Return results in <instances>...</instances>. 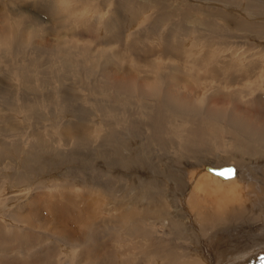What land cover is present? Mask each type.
<instances>
[{
  "label": "rangeland",
  "instance_id": "374dc122",
  "mask_svg": "<svg viewBox=\"0 0 264 264\" xmlns=\"http://www.w3.org/2000/svg\"><path fill=\"white\" fill-rule=\"evenodd\" d=\"M8 1L10 2L12 1V4L16 5L18 0H0V15H1L0 17H2L1 22H5V24L6 22L7 23L10 22V20L14 18H17V20L24 22L23 21L24 18H25L24 20H28L29 18H33V17L35 18L37 17L38 21L45 22L46 18L48 19L47 13L51 12V10H44L43 8L41 9L40 8L41 6L40 7L36 6V8L34 6H33L34 8H27L25 6L27 8V10H25L23 9V6H22V5H25L22 3L23 0H19L20 4H18L16 7L12 5L10 8H7L5 3H7ZM50 1L52 2V0H47L46 2L47 6L52 5ZM53 1H54L53 5H56V7L60 9V11L63 8V6L61 7V5H64L63 4L64 2L66 3L65 5L71 6L72 9L70 13H65L66 11L62 12L59 15L61 19L57 20L56 22L55 21L48 22V23H45V25L42 24L40 25V28L39 26H36L38 35L33 38V41L36 42V40H40L39 38H41L42 43L44 44L51 43L50 44L51 47L42 45L41 50L39 48L40 46L38 47L39 49L37 48L36 50L33 48L31 49L22 48L20 50L21 53H16V54H12L9 49L8 51L7 49L3 50L0 48V167H3V168H0V171H1L0 173V230H1L0 231V238H1L0 239L1 241L0 242V261L1 262L0 264H7L8 261L11 259L13 261H16L18 259L17 260L18 263L19 262L21 263L30 262L29 264H33V263L34 264H61V263L62 264H93V263L94 264H148V262L151 261L150 256L149 258H147L148 260L146 259L147 262H145V260H143L142 257L145 252L147 253L149 251H151L150 252L152 253L151 255L155 253V259H153V261L157 263L158 259L156 258H158V256H156V254H160L162 251L161 240H159L158 238V240L154 239L153 241L150 240L147 242L143 239L142 241L144 242L142 241L135 242L132 235L124 231L126 228H128L131 225L128 226L127 223H124L120 227L119 223L116 222V221L119 222L120 211L118 210V208L122 205V201L119 198H121V196H123L124 194H125L124 195V198H125V196L128 195L129 192H130L129 195L133 193L131 196L134 197L135 194H137L136 192L134 193V191H137V192L141 191V193L145 195L144 194L145 192L143 191L144 189L147 190L148 187L155 184V182L160 183L161 181H165L166 183L165 188L162 190V195L167 193L165 189L166 187H168L167 185H169L170 181L172 182L173 180L175 183L174 184L175 187H177L176 192L178 191L177 193H179L181 192V189L183 188V183L185 182L184 184H186V181H187L186 179L189 178V173H191L192 171L196 172L197 169L199 168V165L190 166V168H187L189 169V171L187 170L188 171V173H186L187 175H185L182 172L180 173L178 172L180 169L186 172L185 161L183 158H180V153H179L180 149L177 148L178 147L177 142L178 141L181 142V139L183 137V135L180 134L183 132L181 131L182 130L181 127L179 128V131H175V136L172 133L170 134V136L163 134L165 137H168V138L172 137L173 140H177V142H175L176 144L171 143V142L168 143L166 150H165L162 148V146L159 148V147H156L155 143L154 144L149 143V147L152 149V152H155V153L151 154L152 156H150V158H148V160L146 161L141 157V159L139 160L142 162H139V163L135 162L134 161L135 156L136 155L137 157L139 155L142 156L145 154V152H144V148L141 147V144L134 143L133 140L134 139L136 140V138H140V139L145 138V142H147L146 136L150 134L149 130H152L151 127L149 126V118L151 116V113L147 110L145 113V116H143L142 118V127L146 130L149 129L147 132L143 129V132L145 134H142L141 136H139L142 132L140 129L136 128L132 131V129L129 126H124L123 128L127 130L130 129L129 131L131 132V134L135 135L136 137H134V139L131 138V136H127V135H125L126 138L117 137L116 131L120 130L122 124L124 123L130 124L132 122V118L138 114L137 107L135 106L137 95L134 94L133 96V95H130L129 93H126L128 101H126V103H122L121 96L123 92L119 93L118 88H116L115 91L114 89H112L113 90L112 91L111 87L109 88L110 85L105 84L107 83L105 82L107 81V79L102 74L103 65H105L108 69L109 68L108 66L111 67V64L107 63L108 64L107 66L105 64V61H103L104 60L103 56L99 57L100 60H98L99 59L98 58L97 61L96 60L94 61V59L87 60L86 55L91 50H94L97 47H98L97 49L100 48L99 50L102 49V51L104 50L105 52L107 51L110 53H112L111 52L112 50L110 49L118 48L122 52V57H121L122 61H125L126 59L130 58V55H131L130 53H132V51L136 49L137 46L140 49L141 45H143V44H139L138 43L139 41L144 40L146 42L149 39V40L154 41V43L151 45L152 50L154 48L155 51H160L161 47L159 46V43L164 42L166 47L171 48L170 50H172L173 52V53H169L166 57L172 58L174 60H179V62L182 63L183 59H178V55L174 54V53H177V51L175 50L176 47L184 46L187 49L189 44L193 43V40L195 41L196 38H198L197 36L199 35H200L199 38H203V39L208 36V39L212 40V42H210L211 46L214 47L216 42L219 43L225 40V37H226L224 36L225 33L230 35V38L227 40L237 41L231 36L232 33L233 34L237 33V34H240V36H243L244 39L248 40L247 47H249L250 45L255 46V44L264 47V39L259 38L260 36L259 31L257 32L254 31L256 30L254 29L255 26L251 25L247 27V24L249 21L250 23L255 21V22H258L259 24L260 23L264 24V7H261L260 11H258L257 8L254 10L253 8L249 9L250 6L249 7L247 6L246 0H236V2L234 0L233 1L227 0L224 2V3H227L226 6H223L220 4L217 5L216 3L215 4L208 3V2L203 3L202 2L203 0H164L163 2L164 5H162V3L159 2V1L162 2V0H157L158 3L155 2L156 0H152L155 3H153L151 0L150 1L149 0H81L80 1L79 0L77 2L75 0H53ZM205 1H212V0H205ZM213 1L223 2L224 0H213ZM233 3H234V6H233ZM154 5L157 9L153 7ZM196 5L199 7H197ZM122 6H125V7L123 8ZM162 7L164 8L166 7V10ZM207 7L210 10H212V12L215 10L214 12L220 11V13L223 12L226 14L227 13L232 14V16L234 17L238 16L239 18H242L241 21H239L241 23H238V22L235 23L233 21L230 23L218 17H215V18L213 17V19H211L210 21V19L208 18V21L212 22V24L210 26L209 33L206 35L205 33H207V31L202 29L203 27L200 30H198V29H195V26L196 24H198L197 22L198 19H201V17L204 16L207 10L209 11ZM17 8L25 12H19L17 11ZM129 8L132 11H130ZM122 9L124 10L122 11ZM163 9L165 11H163ZM4 10L6 11L4 12ZM32 10H36V11H32ZM253 11L254 12L258 11V14L255 15L254 17H252V14H251L253 13ZM168 12L174 14L173 18H171V20L170 19L168 20L169 23H167L168 21L164 19V16H162L164 13L166 14ZM94 15H96V18L98 17L100 18L96 19ZM131 16L132 17L134 16V17L132 18ZM157 17L161 19L157 21ZM105 20H106L107 25L105 23ZM1 22H0V25H1ZM110 22L114 23V25L110 24ZM175 23H179V24L181 23L180 26L178 27L180 28L182 26L183 30H181L180 32L176 31L173 27ZM205 23H208V22H205ZM105 25L109 28H106ZM41 26H44L45 29H43L44 27L42 28ZM128 26H129V29L127 28ZM170 27L172 29H170ZM126 28L129 31L126 30ZM136 28H137V31H136ZM190 28L191 30L193 29L194 31L189 30ZM212 28H213V31L211 30ZM41 29H43V33ZM131 29L133 31H131ZM124 30H126L127 32L131 34L128 33L129 35H127V32H125ZM203 30H204V34H203ZM247 30L252 31L253 33L257 35L255 36L251 35L253 37L246 36ZM132 32H134L133 34L135 33L136 34L133 35ZM145 34H147V36ZM131 35H133L134 37ZM136 36H138L139 38H137ZM182 37H185L187 42L182 40L181 39ZM166 38H168V40ZM94 40H97L98 45L96 44V41L94 42ZM56 41L57 42L64 41L65 48L68 47L67 50L69 51L70 54H72L73 59L74 60L76 59V60L74 61L70 54L66 55L62 51L58 52L56 50L57 52H54L55 51L53 50L55 49L54 43ZM83 41L90 46V49H89V46L85 45V43L83 44ZM99 42L102 44H100ZM149 42L145 45V47H149ZM184 42L186 43L182 45ZM123 44L125 45L123 46ZM233 45L234 44L232 43L225 44V46H227V49H235L237 46H239V45H235V48H233ZM243 45L244 44H242V46ZM78 46H80V48ZM81 46H84L83 49L81 48ZM85 47L86 48L88 47L87 50ZM126 47L127 48L129 47V48L127 49ZM48 48H49L48 54L44 52L47 54V55L46 54L44 55L42 51H48ZM69 48L72 50V53L70 52L71 50H69ZM222 48L224 49L225 47L222 46ZM80 49L82 50L85 49L86 51L85 50L84 51L86 53L84 54L83 51ZM148 49L150 50V48ZM102 51H99V52H102ZM249 52H251V50ZM65 53H67V51ZM71 59L72 61H70ZM159 59L160 58L158 57V60ZM69 61L72 64L70 66L68 65V63L70 64ZM75 62H78V64ZM15 68L17 69L15 70ZM28 68L32 69V72H30L31 69L30 71H28V74L30 72V75H29L30 78H27L28 74H25L27 73L26 69ZM23 70H25L26 72L25 71L23 72ZM20 73H22V75ZM32 73L34 75H32ZM62 81H64L65 82L64 84L66 85L63 86ZM68 85L72 86V89L74 87L73 89L75 91L74 94H77V92L78 94H80V95H77L79 99L77 98V96L75 97H76V101L79 100L78 102L82 103L80 104L82 105V108L81 106L80 107L74 106L75 104H77V102H72V106L74 107L75 114H77L76 117L74 115L71 116L70 112L73 113V111L71 109H68L69 107L68 104L64 103V101H67V102L75 101L74 96L72 94H69L70 96L66 95L65 98H62L60 95L63 91L62 88ZM59 90H62V91L60 92ZM71 92L72 91H70V93ZM213 95H214V98L216 97L218 98L220 96L218 93H213ZM83 97L85 98L84 100H83ZM134 99H135V102L133 103ZM208 101H209V98L207 99V102ZM100 105L104 107V108L102 107L103 109L101 108V110H100V107H101ZM150 106L151 108L153 107L152 105ZM181 109L183 108H178V110H181ZM111 111L113 112V114ZM67 112L70 114H68ZM183 115L184 114H182L181 116L167 114V119L168 120H173L176 118L183 119L182 117ZM111 118L114 120L113 123L116 125V129H115L116 131L107 135L108 131H110L111 129L105 126L106 125L105 120H108V119L111 120ZM77 123L79 125L76 126ZM65 125L70 126V127L75 126L76 127L75 130L77 131V133L80 136L81 135L86 136L87 137L86 140H83L81 142V141L75 140L74 136H68V137L65 136L63 132V128H62ZM16 128H18L19 131ZM89 134H92V136L91 135L89 136ZM96 136L97 138H95ZM113 136H116V137H115V142L112 144L110 139ZM38 138L39 139L42 138L40 143L37 142ZM117 138L124 141V145H127V147L130 148V149H127L128 153L130 154V158L128 161L129 165H131L133 168L136 165L141 167V168H138L136 171L137 176H136L135 183L129 186L131 191L129 189L128 190L126 189V191H123V193L121 194H118L117 187L119 186V182H121L122 180L119 181L118 179H124V178L118 176V174L116 173L110 172L109 171L110 167L108 166L110 163L112 168L119 170V167L121 165H124V159H123V162L119 164L120 159L116 158L121 150V147L118 146ZM129 141H131V146L127 144ZM109 144H111L109 152H111V155L113 156V158L114 159L116 158L117 160H112L109 157L107 153ZM134 148L136 149V151L133 150ZM162 150L167 153L165 154L166 158L164 157V159H161L159 156L157 158V155L161 154V153H157V151L162 152ZM28 154H31L32 156L29 157ZM239 154L242 155V153H235V150L230 152L228 148H223L222 151L218 149L214 153V155H216L217 157L212 156L211 162L212 164H215L216 167L226 165V164H233L237 167V172H240L241 168L239 170V167H238L239 165L238 155ZM125 155H126V148L124 150V156ZM249 156L252 158L253 155L251 154ZM152 159H153V162L151 163L152 171H156L158 175H156L155 172H152L151 173L152 175H150L148 171L144 170L145 164L143 162L149 163L152 161ZM190 163L192 164L193 162H190ZM1 164H4V165H1ZM133 168L129 169L130 173ZM246 170L247 172L249 171L248 173L251 172L253 174L252 167H249ZM138 172L140 173L144 172V175H140ZM161 172L162 173L164 172V173L162 174ZM102 174H104L105 176ZM176 175L179 177H177ZM155 177H157L158 179ZM66 182L70 185H66L67 184ZM178 182H182V183H178ZM22 183L23 184L25 183L27 185L29 184L31 187V190L28 193H26V196H25V193L22 194L23 196L20 195L19 199L15 201L12 205H10L12 209L10 208V206L7 207L6 206L7 202L3 203L1 200V196L9 192H12L10 188L16 189L17 185L22 184ZM116 183H117V186H116ZM8 184L9 185L11 184L9 189H7ZM108 185L112 186L111 194L107 193ZM58 186H60L61 188ZM66 189H69L74 193L73 199H74V202H76L75 204H77V205L71 206V212L72 211L74 212V215H73V212L71 215L79 216L80 218H82V220L80 219L77 222L74 220L72 222L69 232L64 233L65 235L63 234V232L59 233L60 231H58L57 229V226L60 225L59 217L53 212L52 213L48 212L49 210L48 211L45 210L47 213L40 212L39 213L40 216L37 217L38 219L33 220V222L26 221L27 218H25L24 215L29 214L28 208L32 207L31 200H35V198L38 197V194H41V196H44V198L49 199V201H51L52 203L54 202L62 203L63 202L64 204L61 206V211L65 210L64 208L68 206L67 202H68V198L70 194L65 192V195H66L65 199L67 198L66 199L67 201H66L61 191L66 190ZM8 190L10 191L8 192ZM49 191L51 193L48 194ZM74 191H76L77 193ZM52 192L53 193L56 192V194H53ZM47 194H48V197H47ZM50 194H53L52 197L55 198V200H50L52 198ZM150 194H146V195H150ZM136 196L138 200L134 199L133 201L137 202L139 201V199L142 201H145L148 199V198L143 199L138 194ZM61 198L62 200H60ZM78 198L79 200H77ZM260 198L262 199L258 198L256 199V201H261V203H263V196H261ZM70 199L72 198L70 197ZM175 200H177V197L175 198ZM175 200H174L175 205L177 203L178 204L180 203L179 200H177L178 202ZM254 201L255 199L253 200V204H254ZM42 204L43 202L41 203V205ZM179 205L180 206H175V208L179 207L175 213H179L180 215L184 216L183 218H181L182 221L190 219V218L192 219L194 218L192 213L188 211L189 208L184 207L181 204ZM35 207L33 209H36ZM170 208L172 209V207H170L169 205V207H167L169 211L166 212V215L162 214L159 216V218H161L160 220L166 221L165 225H161L158 222H155L156 220L154 219H151V221H148L149 215L147 213V210H145L144 208L141 211L140 208H136L137 212L139 211L140 212L139 214L142 216L141 224L143 223L148 224V227L146 225H142L144 226L142 228H147L149 232H155V233L159 232L157 229L162 230V231L165 229L164 231L168 230L171 232L173 230L172 222H175V220H171L173 210H170ZM258 208H256L258 212L260 211L263 215L262 214L260 215V213H258L255 210L258 213L256 214L257 216L256 219L259 218L258 222L263 223L264 222L263 221L264 220V205H258ZM74 209H76L77 211ZM184 211H186V213ZM96 212L98 213V215L96 214ZM143 213L147 215L145 216ZM116 214H117V217H116ZM258 215L260 216L258 217ZM243 216L246 217V215H243ZM185 217H188V218L186 219ZM62 218L63 216H61L60 222ZM178 222H179V218H178ZM239 222L240 221H236L233 219L231 221V225L237 224V227H238L240 225L238 224ZM28 225H30V227ZM32 225L34 227H32ZM193 225H194L193 228L197 226L195 225V222L193 223ZM222 225L225 226L226 223L221 224L219 226L221 227ZM219 226L218 227L216 226V228H220ZM229 226L230 225H228V227ZM122 227H123V230H122ZM194 229L192 230L193 236H194V238L192 239H195L194 243H197V242L200 243L199 235L202 233L198 232L199 231L198 228H194ZM174 230L177 231L178 229H174ZM237 230L239 231L240 229H236L233 231V228H232L229 232H226V236H228L227 235L228 233L230 235L233 232L234 233L237 232ZM184 232H185L184 230L180 232V235L182 237H186L184 235L185 234ZM125 233L128 235H125ZM173 234H174V237L176 236V238L179 237L178 239L183 240L181 236L176 235L175 231H173ZM121 235L123 238L121 237ZM123 235L127 237L125 238ZM127 239H129V242L131 243H127ZM118 240H119V243L116 242ZM182 245L183 247L186 248L187 245L190 246L192 245V243L186 242V245L185 244H182ZM168 246H169V243H168ZM19 248L20 250H18ZM208 249L209 248H207L206 251H208ZM129 251L133 252L132 258L131 256L130 257L127 256L129 255ZM195 251H197L195 255H193L192 253L187 254L184 260L168 262V259H166L167 261L164 260L165 262L163 263V259H161L162 263L160 264H178V263L188 264L191 261H193L192 262L193 264L196 261L200 262V264H206V260L204 258L206 252L204 254H199L198 247L195 249ZM229 251L230 250L223 251V254L224 252L226 254L230 253ZM115 252L118 253V254L116 253V257H115ZM120 252L125 253L122 256L126 255L127 257L124 258L120 256ZM260 252H257V251L253 252V254L251 253L250 256H247L248 258L245 257V259L243 260L240 259L238 263L236 264H262V258H264V253L259 255ZM91 256H93L94 258ZM221 256L218 259L216 258L215 254L214 255L212 254V257L209 256V260L212 262V264H233L234 263V262H229V260H231L230 257L228 256L223 257L224 255L222 257ZM115 259H116V262H115Z\"/></svg>",
  "mask_w": 264,
  "mask_h": 264
},
{
  "label": "bare ground",
  "instance_id": "6f19581e",
  "mask_svg": "<svg viewBox=\"0 0 264 264\" xmlns=\"http://www.w3.org/2000/svg\"><path fill=\"white\" fill-rule=\"evenodd\" d=\"M75 1L77 2L79 0H75ZM225 1H227V0H224L223 2L213 1V0L212 1L203 0L202 2L203 3L208 2V3H214V4L216 3L217 5L220 4V5L226 6L227 3H224ZM229 1H233V0H229ZM234 1L236 2V0H234ZM246 1H247L246 2L247 6L248 7L250 6L249 9L253 8V10H254L257 8L258 11H260V8L264 7V0H246ZM46 2H47V0H23L22 1V3L25 4V5H22L23 9H25V10H27V8H34V7L36 8V6H39V7L41 6L40 8L41 9L43 8L44 10H51V12L48 11L49 12V13H47L48 19L46 18L45 22L38 21L37 17L36 18L33 17V18H29L28 20H24L25 19L24 18L23 19L24 22L17 20V18H14V19L10 20V22H8V23L6 22V24H5V22H1L2 17H0V22H1V25H0V48L1 49H3V50L9 49L12 54H16V53H21L20 50L22 48L23 49L33 48L36 50L40 46L39 48L41 50L42 45H46V46L51 47L50 46L51 43L50 44L49 43H46V44L42 43L41 38H39L40 40H36V42L33 41V38L38 35L36 26H39V28H40V25H42V24L45 25V23L54 22V21L56 22L57 20H60L61 17L59 15L65 11H66L65 13H70L72 7L69 5H65L66 3L64 2L63 3L64 5H61V7L63 6V8L60 11V9L58 7H56V5H53V2H54L53 0H52V2L50 1V3L52 4L50 6H47ZM155 2H157V0ZM155 2H153V3H155ZM159 2L162 3V5H164L163 4L164 0H162V2L161 1H159ZM200 3H201V1H200ZM5 4H6L7 8H10L12 5L16 7L20 3L18 0L16 5L12 4V1L11 2L8 1ZM155 5L153 7H155ZM233 6H234V3H233ZM122 7L124 8L125 6H122ZM197 7H199V6H197ZM208 7H210V6H208ZM162 8H164V7H162ZM131 9H130V11H132ZM164 9L166 10V7ZM164 9H163V11H165ZM123 10L124 9H122V11ZM5 11L6 10H4V12ZM17 11L25 12V11L18 9V8H17ZM32 11H36V10H32ZM77 11H75V12H77ZM140 11H141V9H140ZM214 11L212 12V10H210V9H209V11L207 10V12H205L204 16H202L201 19H198V21H197L198 24H196L195 29L200 30L203 27L202 29L207 31V33H205L207 35L210 31V26L212 24V22L208 21V18L211 21V19H213V17L214 18L215 17L221 18L222 20H226L230 23L232 21L235 23L236 22L241 23L239 21H241L242 18H239L238 16L234 17V16H232V14H229V13L226 14L223 12L220 13V11H217V12H214ZM258 11L257 12L253 11V13H251L252 17L257 15ZM44 15H45V13H44ZM160 15H162V14H160ZM173 15H174L173 13L168 12L166 14L164 13L162 16H164V19L168 21L169 19L171 20V18H173ZM41 16H43V15H41ZM94 16L96 18V15H94ZM136 16H137V14H136ZM148 16H149V14H148ZM162 16H161V18H162ZM99 18L100 17H98L96 19H99ZM161 18L157 17V21ZM152 22H153V20H152ZM205 22H208V23H205ZM105 23H106V20H105ZM155 23H156V21H155ZM167 23H169V21ZM110 24L114 25V23H111V22H110ZM180 24L175 23L173 25L174 29L178 32L183 30L182 26L180 28L178 27V26H180ZM106 25H107V23H106ZM251 25L255 26V27L253 26L254 29H256L254 31H256V32L259 31V35H260L259 38L264 39V35H262V34H264V30H263L264 24L263 23L259 24L258 22H255V21L250 23V21H249L247 24V27H249ZM41 27L43 28L44 26H41ZM53 28H54V26H53ZM106 28H109V27L106 26ZM127 28L129 29V26ZM127 28H126V30H128ZM137 28H136V31H137ZM191 28L189 30H191ZM43 29H45V27ZM43 29H41L42 33H43ZM170 29H172V28L170 27ZM126 30H124V31L127 32ZM204 30H203V34H204ZM211 30L213 31V28ZM131 31H133V30L131 29ZM191 31H194V30L192 29ZM149 32H150V30H149ZM239 32H241V31H239ZM128 33L129 32H127V35L131 34V33H129V34ZM133 33L134 32H132V34ZM92 34H94V33H92ZM95 34H96V32H95ZM135 34H133V35H135ZM170 34H171V32H170ZM133 35H131V36H133ZM145 35L147 36V34H145ZM176 35H178V34H176ZM251 35L255 36L257 34L253 33L252 31L247 30L246 36L253 37ZM173 36H174V34H173ZM224 36H226L225 40H223L222 42H219V43L216 42L214 47L211 46L210 42H212V40L211 39L209 40L208 36L207 37L205 36L206 38L203 39V38H199L200 35L197 36L198 38H196L195 41L193 40V43L189 44L187 49L184 46H181V44H180L181 47H176L175 50L177 51V53H174V54L178 55V59H183L182 63H180L179 60H174L172 58L166 57L169 53H173V52H172V50H170L171 48L166 47L164 42L159 43V46L161 47L160 51H155L154 48H153V50H154L153 51L151 48V45L154 43V41L149 40V39L146 42L144 40L139 41L138 43L143 44V45H141L140 49L137 46L136 49H134L132 51V53H130L131 54L130 58L126 59L125 61H122V59H121L122 52L118 48L117 49H110V50H112L111 51L112 53H110L107 51L105 52L104 50H103L104 51L103 52L102 49L99 50L100 48L97 49L98 48L97 47L96 49L91 50L86 55L87 60L94 59V61L95 60L97 61V59L99 57L103 56L104 57L103 61H105V64L107 66H108L107 63L111 64V67L108 66L109 70L107 69V67L105 65H103L102 74L107 79V81H105L107 83H105V84H109L110 85L109 88L111 87V90L114 89V91H115L116 88H118L119 93L123 92L122 96H121L122 103H126V101H128L126 93H129L130 95H133V96H134V94L137 95L135 106L137 107L138 114L132 118V122L130 124H127V123L122 124L120 130L116 131L115 130L116 125L113 123L114 120L112 118H111V120H109V119L105 120L106 121V122L104 121L106 123L105 126H107L108 128L111 129L110 131H108L107 135L116 131L117 137L126 138L125 135H127V136H131V138L134 139V137H136V136L131 134V132L129 131L130 129L127 130V129L123 128L124 126H129L132 129V131L136 128L140 129L142 132L140 131L141 134L139 136H141L142 134H145L143 132L144 128L142 127V118H143V116H145V113L148 110L151 113V116L149 118V126L151 127L152 130L148 129L150 131V134L148 136H146L147 142H145V138H143V139L136 138V140L135 139L133 140L134 143H140L141 147L144 148V152H145V154L142 156L139 155L137 157V155H136L134 158V161L138 162V163L142 162L139 160V159H141V157L146 161V160H148V158H150V156H152L151 154L155 153V152H152V149L149 147V143H151V144L155 143L156 147L160 148L162 146V148L166 150L168 143H170V142L175 143V142H177V140H173L172 137H170V138L165 137L163 134L170 136V134L172 133L175 136V131H179V128L181 127L182 128L181 131H183V132L180 134L183 135V137H182V139L180 138L181 142L180 141L177 142L178 143L177 148L180 149L179 150L180 158H183L185 161L186 172L182 171L181 169L178 172L179 173L182 172L185 175H187L186 173H188V171H189V169H187V168H190V166L199 165V168H201V169L198 168L196 172L192 171L191 173H189V178L186 179L187 180L186 184H184L185 182L183 183V188L181 187L182 189H181V192H179V193H177L178 191L176 192L177 187H175V185H174L175 184L174 180L171 182L169 179L170 183H169V185H167L168 187H166V189H165L167 193H165L163 195H162V190L166 186L165 181H161L160 183L155 182V184L152 183L153 185L148 187L147 190H145V189L143 190L145 192L144 193L145 195H143L141 193V191H138V192L134 191V193L136 192L139 196H141V198H143V199L148 198L145 201H142L140 199L137 202L133 201L134 199L138 200V198L136 196L137 194H135V196L132 197L131 195L133 193L131 195H129L130 194L129 191H128L129 192L128 195H126L125 198H124L125 194L123 196H121V198H119L122 201V205L118 208V210L120 211L119 222L116 221L117 223H119V226L121 227L124 223H127L128 226L131 225L128 228H126L124 231L129 233L130 235H132L135 242L142 241L143 239L148 242L150 240L153 241L154 239L158 240V238L162 242V246L160 245L162 248V251L160 254H156V256H158V258H156V259H158L157 263L155 261H153V259H155V253L153 255H151L152 253H150L151 251H149V252H147V253L145 252L143 254L142 259L145 260V262H147V260H148L147 258H149V256H150L151 261L148 262V264H150V263L160 264V263H162L161 259H163V263L165 261H167L166 259H168V262H172V261L175 262V261L184 260L186 258L187 254L192 253L193 255H195L197 253V251H195V249L197 247H198V253L199 254H204L206 252V254L204 256V258L206 260V264H212V262L209 260V256L212 257V254L213 255L215 254L216 258L219 259L220 256L223 254V251H228V250H230L229 251L230 253L226 254L224 252V254H223L224 256L223 255L222 256L223 257H226V256L230 257L231 260H229V262H234L233 264L238 263V261L240 259L243 260V259H245V257L248 258L247 256H250V254L251 253L253 254V252H256V251L260 252L261 251L259 253V255L264 253V222L259 223L258 222L259 218L256 219L257 218L256 214H258V213H260V215L262 214L260 211L258 212V210L256 208H258V205H264V47L256 45V44H255V46H252L249 44L250 46L247 47V41L248 40L244 39L243 36H240V34H237V33L231 34V36L234 39H236L237 41L227 40L230 38L229 34L225 33ZM136 37L139 38L138 36H136ZM176 37H178V36H176ZM166 39L168 40V38H166ZM181 39L186 41L185 37H182ZM257 40H259V39H257ZM69 41H70V39H69ZM95 41H96V44L98 45L97 40H94V42ZM148 42H149V47H145V45ZM186 42H184L182 45H184ZM84 43L85 42L83 41V44ZM227 43L234 44L233 48H235V45H239V46H237L235 49H227V46H225V44H227ZM100 44H102V43H100ZM178 44H179V42H178ZM242 44H244V45L242 46ZM85 45L89 46L87 43H85ZM124 45L125 44H123V46ZM128 45H126V46H128ZM132 45H130V46H132ZM54 46H55V49H53V50H55L54 52H57V51L61 52L62 51L66 55L70 54L69 51L67 50L68 47L65 48L64 41L63 42H61V41L57 42L56 41L54 43ZM169 46H171V45H169ZM222 46L225 48L223 49ZM240 46H242V47H240ZM78 47L80 48V46H78ZM83 47L84 46H81L82 49H83ZM87 48H86V50H87ZM103 48H105V47H103ZM106 48H108V47H106ZM148 48H150V50ZM82 49H80V50H82ZM89 49H90V46H89ZM172 49H174V48H172ZM69 50H71V49L69 48ZM84 50H82V51L85 54L86 50L85 51ZM140 50H141V52H140ZM250 50H251V52H249ZM64 51L65 52L67 51V53H65ZM99 51H102V52H99ZM44 52H46L48 54L49 48H48V51H42V53H44ZM70 52L72 53V50ZM46 53H44V55ZM124 53H125V51H124ZM126 53H128V52H126ZM70 55L72 56V54H70ZM70 55H68V56H70ZM75 56H77V55H75ZM158 57L160 58L159 60H158ZM69 58H71V57H69ZM131 58H133V59H131ZM72 59H73V56H72ZM72 59L70 61H72ZM98 60H100V58ZM75 63L78 64V62H75ZM68 65L69 66L72 65L71 62H70V64L68 63ZM79 67H80V65H79ZM17 68H15V70ZM30 69L29 68L26 69L27 73H25V74H28V71H30ZM33 70H34V68H33ZM91 70H93V69H91ZM24 71L25 70H23V72ZM30 72H32V69ZM30 72L27 75L28 76L27 78H30V76H29ZM33 73H32V75H34ZM20 74L22 75V73H20ZM41 76H42V74H41ZM97 78H98V76H97ZM22 83H24V82H22ZM64 83L65 82L62 81L63 86L66 85ZM62 84H61V86H62ZM73 89H74V87H73ZM73 89H72V86L68 85V86L62 88L63 91L62 90H59V91L60 92L62 91V93L60 94L62 98H65L66 95H69V94H72L74 96L75 101H68V102L64 101V103L68 104V106H69L68 109H71L73 111L74 114L72 112H70L71 116L74 115L76 117L77 114H75L74 107L72 106V102H77V104H75V105L73 104V105L77 106V107L81 106V108H82V105H80V104H82V103L78 102L79 100L76 101L75 96L80 95V94H78V92H77V94H74L75 91ZM70 91H72V92L70 93ZM213 93H218L220 96L218 98L217 97L214 98ZM81 95H83V94H81ZM77 98H78V96H77ZM208 98H209V101L207 102ZM84 99L85 98L83 97V100ZM117 101H119V100H117ZM134 102H135V99H134L133 103ZM150 105H152L153 107L151 108ZM102 107L103 106L100 107V110ZM178 108H183V109L178 110ZM70 113H68V114H70ZM78 113H79V111H78ZM112 114H113V112H112ZM167 114L180 115V116L182 114H184V115L182 116L183 119H181V118L177 119L176 118L173 120H168ZM109 115H110V113H109ZM111 117H112V115H111ZM115 122H116V120H115ZM77 125H79V124L77 123L76 126ZM18 128H16V129H18ZM62 128H63L64 135L67 137L68 136H74L75 140L81 141V142L83 140H86V138H87L86 136H82V135L80 136L77 133V131L75 130V128H76L75 126L70 127V126L65 125ZM144 130L146 132L148 131L146 129H144ZM18 131H19V129H18ZM90 135L92 136V134H89V136ZM9 137H11V136H9ZM115 137L116 136H113L110 139L112 144L115 142ZM95 138H97V136ZM41 139L38 138L37 142L40 143ZM6 140H7V138H6ZM117 142H118V146L121 147V150L119 149L120 153L118 154L119 156L117 155L116 158L120 159L119 164L122 163L123 159H124V165H121L119 167V170L112 168L110 163L108 166L110 167V170H109L110 172L116 173V174H118V176L125 179V180L124 179H118L119 181L122 180L121 182H119V186L117 187L118 194H121V193H123V191H126V189L130 190L129 186L134 184L136 181V176H137L136 171L138 168H141V167L136 165L133 168L131 165H129L128 161L130 158V154L128 153L127 149H130V148H128L127 145H124V141H122L119 138H117ZM142 142L144 143V145ZM127 144L131 146V141H129ZM217 144H218V146H217ZM43 146H45V145H43ZM110 146H111V144H109V148L107 150V153L112 160H117L116 158L114 159L113 156L111 155V152H109ZM125 148H126V155L124 156ZM223 148H228L230 152L235 150V153H242V155L241 154L238 155L239 156V165H238L239 170L241 168L240 172H237V167L234 165L235 166V172L233 175H231L229 177H222L218 174L213 173L212 171H210L207 168L208 166L216 167L215 164H212L211 157L216 156V155H214V153L218 149L222 151ZM133 150L136 151L135 148ZM157 153H161L160 155L159 154L157 155V158L159 156L161 159H164L165 154H167L163 150H162V152L157 151ZM244 154H245V156H244ZM251 154L253 155L252 158L249 156ZM28 155H29V157L32 156L31 154H28ZM190 158H191V160H190ZM153 159H155V158H153ZM153 159L149 163L143 162L145 164L144 170L148 171L150 173V175H152L151 174L152 172L156 173V171H152V164L151 163L153 162ZM29 160H30V158H29ZM190 162H193V163L191 164ZM1 165H4V164H1ZM10 165H12V164H10ZM166 165H167V163H166ZM240 166H242V167H240ZM249 167L253 168V171H252L253 174L251 172L248 173L249 171L247 172L246 169H248ZM0 168H3V167H0ZM130 168H133L131 170V173L129 172ZM5 169H7V168H5ZM254 169H255V171H254ZM160 171H162V170H160ZM144 172H141V173L138 172V173L140 175H144ZM0 173H1V171H0ZM102 175H104V174H102ZM145 175H147V174H145ZM156 175H158V174L156 173ZM177 177H179V176H177ZM151 178H152V176H151ZM155 178H157V177H155ZM14 180H16V179H14ZM178 183H182V182H178ZM12 184H13V182H12ZM66 185H70V184L67 183ZM179 185H181V184H179ZM10 186H11V184L10 185L8 184L7 189H9ZM116 186H117V183H116ZM58 187H60V186H58ZM111 187L112 186H110V185H108V187H107V193L108 194L112 193ZM69 189L61 191V193L64 196V199L66 197L65 192L70 194V196L68 198V202H67L68 206L66 208H64L65 210H63V211H61V206L64 204L63 202L62 203L61 202L52 203L51 201H49V199L44 198V196H41V194H38V197L35 198V200H31L32 201V207L28 208L29 214L24 215V217L27 218L26 221L33 222V220L38 219L37 217L40 216L39 215L40 212H46L49 210L48 212H51V213L53 212L54 214H56L59 217L60 225L57 226L58 231H60L59 233L63 232V234H64V233L69 232L70 226L74 220L76 222L79 221L80 219L82 220V218H80L79 216H72L71 215L73 212V211L71 212V206L77 205V204H75L76 202H74V199H73L74 193ZM10 190L12 192H9ZM10 190H8L9 193H7L5 195L1 194L2 195L1 200L3 203L7 202L6 203L7 207L12 205L15 201H17L19 199L20 195L25 193V196H26V193H28L31 190V187L29 184L27 185L25 183L24 184L22 183V184H18L16 189L10 188ZM140 190H142V189H140ZM58 191H60V190H58ZM74 192H76V191H74ZM49 193H51V192L49 191L48 194ZM150 193H152V194H150ZM48 194H47V197H48ZM53 194H56V192ZM53 194H50V196L52 197ZM146 194H150V195H146ZM261 196H263V203H261V201H256V199H258V198L262 199V198H260ZM70 197L72 199H70ZM176 197H177V200H179V202H180L179 204L183 205L184 207L189 208L188 211L190 213H192V215L194 216L193 219L192 218L187 219L188 217H185L187 220L182 221L181 218H183L184 216L180 215L179 213H175L177 211V209L179 208V207L175 208V206H180L177 203L178 201L175 200ZM62 198L60 200H62ZM115 198H117V197H115ZM254 199H255V201L253 204ZM50 200H55V198L52 197ZM77 200H79V198ZM174 200L177 201L176 205H175ZM42 202H43V204L41 205ZM7 204H9V205H7ZM65 205H66V203H65ZM169 205H170V207H172V209L170 208V210H173L171 220H175V222H172V229L173 230L171 232L168 230L164 231L165 229L163 231L157 229L159 232L155 233V232H149L147 228H142V227H144L142 225H146L148 227V224L147 223L141 224L142 216L139 214L140 213L139 211L137 212L136 208H140L141 211L144 208H145V210H147V213L149 215L148 221H151V219H154V220H156L155 222H158L161 225H165L166 221L160 220L161 218H159V216L162 214L166 215V212L169 211V209H167V207H169ZM34 207L36 209H33ZM10 208H11V206H10ZM30 208H32V209H30ZM85 208H86V206H85ZM258 209H260V208H258ZM74 210H76V209H74ZM184 212L186 213V211H184ZM96 214L98 215L97 212H96ZM117 214H116V217H117ZM73 215H74V212H73ZM144 215L146 216L147 214H144ZM185 215H187V214H185ZM188 215H190V214H188ZM243 215H246V217H244ZM260 215H258V217ZM61 216H63V218L60 222ZM86 216H87V214H86ZM178 218H179V222H178ZM254 218H255V220H254ZM146 219H147V217H146ZM233 219L236 221H240L238 223V224H240L238 227H237V224L231 225V221ZM21 221H22V219H21ZM170 221H168V222H170ZM194 222H195V225H197L194 228H198L199 229L198 232L202 233V234L199 233L200 238L199 237L198 238L200 241L197 240L200 243H198L197 241H196L197 243H194L195 239H192V238H194L193 232H192V230L194 229L193 228ZM224 223H226V225L225 226L222 225L221 226L222 228H221L219 225L224 224ZM228 225H230L231 227L230 226L228 227ZM28 226L30 227V225H28ZM216 226L217 227L219 226L220 228H216ZM32 227H34V226L32 225ZM232 228H233V231L236 229H240V230L239 231L237 230V232H235V233L233 232L234 234L231 233L229 235V233H228L227 234L228 236H226V232H229ZM174 229H178L179 231L178 230L176 231ZM122 230H123V227H122ZM183 230L185 231L184 235L186 237H182L180 235V232ZM194 230H196V229H194ZM173 231L176 232V235L181 236L183 238V240L178 239L179 237H177V238H176V236L174 237ZM38 233H37V235H38ZM186 233H187V235H186ZM125 235H128V234L125 233ZM121 237H122V235H121ZM116 242L119 243V240ZM142 242H144V241H142ZM176 242H178L179 244ZM186 242L192 243V245H190V246L187 245L186 248L183 247L182 244L186 245ZM127 243H131V242H129V239H127ZM168 243H169V246H168ZM122 247H123V245H122ZM207 248H209L208 251H206ZM213 249H214V251H213ZM18 250H20V248ZM13 251H15V250H13ZM117 252H119V251H117ZM117 252H115V257H116ZM132 253H133L132 251H129V255H127V256H129V257L131 256V258H132ZM123 254H125V253L120 252V256H122ZM127 256L124 255L122 257L125 258ZM61 257H63V256H61ZM91 257H93V256H91ZM17 260L13 261L11 259L8 261L7 264H29L30 263V262H25V263L19 262L18 263ZM115 262H116V259H115ZM192 262L193 261L189 262L188 264H193ZM178 264H186V263H178ZM194 264H200V262L196 261V262H194Z\"/></svg>",
  "mask_w": 264,
  "mask_h": 264
},
{
  "label": "water",
  "instance_id": "95a60500",
  "mask_svg": "<svg viewBox=\"0 0 264 264\" xmlns=\"http://www.w3.org/2000/svg\"><path fill=\"white\" fill-rule=\"evenodd\" d=\"M207 168L210 171H212L213 173L218 174V175H220L222 177H229V176L233 175L234 172H235V166L233 164H230V165L226 164V165H222L220 167H212V166L210 167V166H208ZM228 170H231V172L229 173ZM222 172L224 173V175L220 174Z\"/></svg>",
  "mask_w": 264,
  "mask_h": 264
},
{
  "label": "snow or ice",
  "instance_id": "6c2138e0",
  "mask_svg": "<svg viewBox=\"0 0 264 264\" xmlns=\"http://www.w3.org/2000/svg\"><path fill=\"white\" fill-rule=\"evenodd\" d=\"M229 171V173L231 172V170H228ZM221 175H224V173L222 172V173H220ZM262 264H264V258H262Z\"/></svg>",
  "mask_w": 264,
  "mask_h": 264
}]
</instances>
